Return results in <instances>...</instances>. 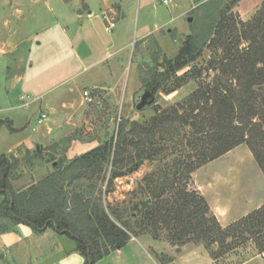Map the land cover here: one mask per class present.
Segmentation results:
<instances>
[{
	"label": "rangeland",
	"instance_id": "rangeland-1",
	"mask_svg": "<svg viewBox=\"0 0 264 264\" xmlns=\"http://www.w3.org/2000/svg\"><path fill=\"white\" fill-rule=\"evenodd\" d=\"M48 1L44 3L42 0L30 7L25 1L0 0V23L7 10L20 6L23 11L22 32L26 36L30 35L27 32L37 30L39 21L42 28L39 32L41 47L35 48L34 41L32 44L30 41L23 42L20 46L23 59L28 64L32 63L33 67H27L26 80L16 91L23 93L26 101L36 96L37 99L12 113L17 115V126L23 124L21 131L25 129V133L34 138L30 149L19 146L11 152L20 160L18 171L22 172V176L13 182L15 186L35 182L43 177L51 169L52 162L47 160L49 155L68 160L111 138L115 144L119 140L118 128L121 123L126 122L128 137L133 138L120 148L117 147L118 163L115 166L116 170L125 174L113 178L109 183L104 179L103 170L100 177H93L97 187L102 190L103 203L110 209L129 208L140 201L145 203L155 199L150 195L151 191H159L164 184L168 187L175 172H178L175 190L186 188L201 195L210 213L223 228L264 204V171L248 144H237L212 158L215 140L211 114L213 110L208 109L205 113L196 106L187 122H182L181 114L189 111L193 92H197L203 101L211 92L206 91L207 87L213 89L221 81L219 88L233 92L235 105L238 106L239 97L245 95L242 79L240 78L239 83L231 72V67L225 65L230 63L229 58L224 59V65L221 66L222 46H206L201 57L178 71L177 77L172 76L158 92L152 93V103L136 108L141 94L147 90V80L156 72L157 64L162 63L165 58H173L182 40L196 26L198 18H205L207 9L201 3L206 0H116L122 5L123 13L114 17L116 25L111 31L104 29L106 22L100 13L102 0H86L96 15L94 21L99 38L107 44L117 41L127 46L117 51L118 45L98 46L92 55L83 57L82 62H77L74 58L56 23L58 20L60 25L66 24L67 12H70L71 6L64 5L59 0ZM263 3L264 0L235 1L228 12L229 26L225 30L227 35L234 24L235 28H239L241 21L250 20ZM33 11L37 12L34 17ZM49 26L55 30L53 37L48 34ZM144 33L148 35L141 38ZM46 37L49 39H44ZM247 45L248 42L242 40L238 49L243 50ZM232 48L236 50L237 46L232 45ZM263 87H256L258 95L261 94L260 101L264 98ZM16 91L14 97H17ZM84 91H87V96ZM51 96L56 100L54 107L41 109L40 102ZM16 103L19 104L20 100L13 101L14 105ZM208 106H212L211 99ZM237 106L233 120L235 123L241 118ZM42 113L46 114V118L39 122ZM0 117H3L2 113ZM21 118H26L27 123H22ZM153 125H156L155 128ZM198 126L203 127V132L197 130ZM18 133L10 132L6 126L0 127V154L4 152L3 148L12 144ZM40 148L45 157L29 161L35 154V149ZM201 149L205 150V161L198 164L203 159L199 155ZM141 155L145 156L138 169L125 172L139 161ZM168 195L170 193L164 197ZM8 222L0 217V264H24L25 259L18 246L5 251L7 240L21 234L19 230L11 228ZM159 233L157 239L145 234L133 237L153 257L152 251L157 255H172L174 259L190 249L201 248L207 251L202 243L187 241L182 245L175 244L166 238V230L162 229ZM48 238L46 235L42 238L44 240L26 242V249L29 253L47 252L54 247V242ZM4 253V257H1ZM262 253L264 250L257 249L252 241H247L217 262L264 264ZM33 258L34 255L30 254V260ZM107 259L104 261H109L108 264L116 261ZM158 259L161 258L157 256V262ZM171 264L181 263L176 260Z\"/></svg>",
	"mask_w": 264,
	"mask_h": 264
},
{
	"label": "trees",
	"instance_id": "trees-1",
	"mask_svg": "<svg viewBox=\"0 0 264 264\" xmlns=\"http://www.w3.org/2000/svg\"><path fill=\"white\" fill-rule=\"evenodd\" d=\"M235 1L206 0L201 3L207 9L205 18H198L195 23L197 27H192L173 58H165L157 64L153 77L147 80L146 89L151 93L158 92L172 76L177 77L178 71L201 57L206 46H222L221 66L229 58L230 63L225 65L231 67L239 83L242 79L245 95L239 97L238 106L235 105L233 92L219 88L221 81L213 89L207 87L206 91L211 92L203 101L197 92H193L189 111L181 114L182 122H187L196 106L205 113L208 109L213 110L212 113L209 111L213 116L212 126H215L211 157L216 158L245 142L264 171V98L261 102V94L256 92V87L264 86V3L250 20L241 21L239 28H235L234 24L227 35L228 12ZM242 40L248 45L239 50L238 45ZM232 45L237 46L236 50ZM209 99L212 102L210 107ZM193 102L195 105H192ZM236 106L241 113L238 123L233 122ZM2 126L11 132L16 131L9 118L0 119ZM126 128V122L120 124L117 131L119 140L115 144L111 138L68 160L49 155L47 160L52 162L51 169L39 180L21 186L13 184L22 176V172L18 171L20 160L11 152L1 153L0 217L7 219L10 226L23 223L38 233L51 228L67 235L75 241V249L82 255L83 264H95L111 251L123 247L133 235L145 234L157 239L162 229L167 231L166 238L172 243L182 245L194 241L204 244L214 260L247 241H252L257 249L264 250V204L223 228L210 213L201 195L186 188L175 190L178 172H175L168 187L164 184L159 191H151L150 195L155 199L146 201V204L140 201L129 208L112 209L105 205L101 198L102 190L97 187L93 177H100L103 170L104 179L109 183L113 178L125 174L116 170L115 166L118 163L117 147L133 138L128 137ZM197 130L203 132V127ZM188 143L191 145L190 141ZM205 154V150L201 149L199 155L203 159L198 164L205 161ZM144 156L141 155L139 161L125 172L137 170ZM44 157L41 148L35 149L29 161ZM167 193L170 196L164 197ZM152 252L156 259L157 256L161 258L158 260L162 264L174 259L172 255Z\"/></svg>",
	"mask_w": 264,
	"mask_h": 264
},
{
	"label": "crops",
	"instance_id": "crops-1",
	"mask_svg": "<svg viewBox=\"0 0 264 264\" xmlns=\"http://www.w3.org/2000/svg\"><path fill=\"white\" fill-rule=\"evenodd\" d=\"M7 1L8 0H3V2ZM10 1L14 2L17 0ZM18 1H25L29 3L30 7H32L39 4L42 0ZM47 2L49 1L44 0V3ZM59 2L64 5L71 6L69 7L70 12H67L66 18L68 21L66 24L62 23L60 25L58 20L56 23L57 26L60 27L59 31L61 34H63L66 45L70 49L77 62H82L83 57L92 55V52L98 46L105 47L107 45L112 47L113 45H118V48L115 51L127 46V44L122 42L119 44L117 41H112L111 43L107 44V42H104L101 38H99V31L94 21V16L96 15L93 14V10L90 8V4L86 0H59ZM102 3L103 4L100 11L102 14L107 12L111 17L114 18L119 17V15L123 13L122 5L119 1L102 0ZM36 14L37 12L33 11L32 16L34 17ZM4 15L5 16L2 17L0 23V113L3 115V117H0V119H11L13 126L16 129L14 132L18 133L19 131L12 144L8 145L6 148H3L4 152H12L19 146H24L27 149H30L31 141L34 143V138L31 134L25 133V129L23 132L21 131L23 124L17 126V115L15 116V114L13 115L12 113L14 111H18L20 108H22V106H26L33 100L37 99L36 96L30 101H26L23 93H18L16 89L26 80L28 70L27 67H33V65H31L32 63L28 64L26 60L23 59L22 53H20V46L23 42L30 41L32 44V41H34L33 44L35 48L41 47L42 38L40 39L41 35L39 32L42 31V28L39 21V24H37L36 28L37 30L28 31L27 33L30 35L26 36V33L22 32L23 27H21V19L23 18V11L20 6L7 10ZM37 18L39 17L37 16ZM48 28L50 30L48 34L53 37L55 30L51 26ZM104 29L106 30L105 26ZM53 30L54 33L52 32ZM147 35L148 34L144 33L141 35V38ZM44 39L49 38L46 37ZM16 52H18L17 55H14ZM12 55H14V58H12ZM15 91L18 93L17 97H14ZM17 100H20V103H16L14 105L13 101ZM55 101V97L51 96L48 99L40 102V107L41 109L53 108ZM21 120L22 123L24 121V124L27 123L26 118H21ZM10 227L19 230V233L21 234L18 236L14 235L13 239L7 240L5 244V251H8L7 249L13 246H18L20 253L25 259L24 264H83L82 255L79 254V252H77L75 249V241L67 235L59 234L54 230H51V228H47L43 232L38 233L35 232L29 225L23 223L14 224ZM46 235L49 236L48 239H51L54 242V247L44 253H39V251H37L38 253H29V251L26 249V242L44 240L42 238H45ZM53 242H51V244ZM30 254L34 255L32 260H30ZM3 255H5V253L2 254L1 257H4ZM107 258H111V262L112 260L116 259L114 264H161L157 262L152 254L149 253L147 248H145V246L134 237H131V239H129L123 247L111 251L108 255L97 261L95 264H100V262H107L108 264L109 261H104L108 260ZM176 260L181 264H219L217 260H214L209 256L207 251L201 248L190 249L180 254L177 259H173L172 261L165 264H171Z\"/></svg>",
	"mask_w": 264,
	"mask_h": 264
},
{
	"label": "built area",
	"instance_id": "built-area-1",
	"mask_svg": "<svg viewBox=\"0 0 264 264\" xmlns=\"http://www.w3.org/2000/svg\"><path fill=\"white\" fill-rule=\"evenodd\" d=\"M163 2H167V0H163ZM102 18L105 20V22H106V24H105V28H106V30L107 31H111L114 27H115V25H116V22H115V19L113 18V17H111L110 15H109V13H107V12H104L103 14H102ZM87 91H84V95H86L87 96ZM44 118H46V114L45 113H42L41 114V117H40V119H38V121L39 122H42V120L44 119ZM262 256L264 257V253H262Z\"/></svg>",
	"mask_w": 264,
	"mask_h": 264
},
{
	"label": "water",
	"instance_id": "water-1",
	"mask_svg": "<svg viewBox=\"0 0 264 264\" xmlns=\"http://www.w3.org/2000/svg\"><path fill=\"white\" fill-rule=\"evenodd\" d=\"M154 100L153 96H152V93L149 91V90H145L141 96H140V100L139 102L136 104V108L137 109H140L142 108L143 106L147 105V104H150L152 103ZM146 204V203H144Z\"/></svg>",
	"mask_w": 264,
	"mask_h": 264
}]
</instances>
